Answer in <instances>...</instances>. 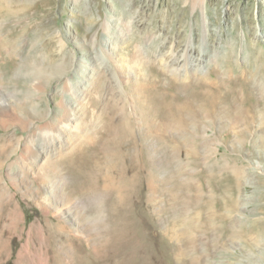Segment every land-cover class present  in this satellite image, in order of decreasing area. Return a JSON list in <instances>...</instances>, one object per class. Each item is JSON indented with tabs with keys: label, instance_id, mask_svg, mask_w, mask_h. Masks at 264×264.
I'll use <instances>...</instances> for the list:
<instances>
[{
	"label": "rangeland",
	"instance_id": "rangeland-1",
	"mask_svg": "<svg viewBox=\"0 0 264 264\" xmlns=\"http://www.w3.org/2000/svg\"><path fill=\"white\" fill-rule=\"evenodd\" d=\"M178 2L171 6L168 0H0V88L9 94L14 105L7 114L9 118L14 116L12 123L8 127L0 126V145L6 150L0 154L4 161L0 168L2 179L6 180L10 172L21 167L14 147L26 135L24 118H30L29 113L35 114L36 118L31 116V119L36 125L50 118L57 109L62 82L74 73L80 59L88 63L86 68L81 65L82 72L91 75L88 85L93 93L89 98L98 102H107L110 98L102 88L105 84L113 85L114 94L120 100L126 92L136 98L137 82L142 78L131 66L132 72L127 75L119 62L121 56L129 55L133 46L140 43L150 56L144 61L146 80L142 82L157 80L166 90L177 89L175 93L179 96L185 93L179 86L188 80L182 81L164 72L163 63L172 47L175 58L167 59L169 65L179 68L188 65L189 61L185 63L181 56L187 41L196 47L191 51L190 60L198 67L196 81L206 83V90L216 89L223 78L236 75L240 69L254 75L253 86L260 81L264 83V0H204L194 8ZM61 60L66 62L64 67L57 63ZM124 74L129 78L122 77ZM84 80L78 79V85ZM252 93L253 97L259 94L257 90ZM253 122L259 128L255 135L239 123L229 125L218 121L203 127L194 141L206 138L201 151L208 150L210 154H199L197 159L183 155L178 159L156 158L157 166L162 161L159 184L156 182L157 188L160 187L155 191L159 196L156 210L144 195L141 207H134L131 212L142 231L140 244H145L150 256L159 257L161 264H264V213H258L259 208H264V200L258 197L261 193L264 199V142L257 137L264 127V115L257 114ZM134 127L136 138L141 139L142 130L135 122ZM187 133L171 130L166 138L180 141ZM73 146H76L74 142L60 148L56 161L62 154L74 153ZM216 147L219 150L215 152ZM141 162L147 166L152 164L147 157ZM231 165L241 167L244 176L234 196L237 203L230 213L231 220L226 221L220 213L215 216L212 212L225 197L221 190L223 175L229 174ZM16 176L18 185L8 190L17 195L20 221L30 227L36 215L55 218L51 210L47 213L37 204L41 189L34 177L29 174L23 179L20 171ZM259 183L263 190L257 187ZM173 191L178 202L186 205L192 218L191 228L173 221L172 212L167 209L169 193ZM257 229L258 234L254 231ZM81 241L88 253L101 245L95 239L90 242L81 237ZM5 242L0 238V264H27L21 251L9 256L11 243ZM159 250L164 253L162 257L158 256Z\"/></svg>",
	"mask_w": 264,
	"mask_h": 264
},
{
	"label": "bare ground",
	"instance_id": "bare-ground-1",
	"mask_svg": "<svg viewBox=\"0 0 264 264\" xmlns=\"http://www.w3.org/2000/svg\"><path fill=\"white\" fill-rule=\"evenodd\" d=\"M178 1L194 8L204 0H168L171 6ZM195 48L190 41L184 43L181 56L189 64L182 65L183 68L169 65L167 59L175 58L172 47L163 63L164 72L168 71L182 81L188 80L185 85L179 86L185 91L182 96L175 93L177 89H164L157 80L142 82L146 80L142 69L144 61L150 56L140 43L133 46L129 55L121 56L119 62L120 69L127 70V75L132 72L131 66L142 78L141 82H137L135 99L126 92L125 98L120 100L114 94L112 84L102 87L110 95L107 102L89 98V94L93 93L91 85H88L91 75L86 76L82 72L88 63L80 59L74 73L62 82L61 97L50 118L38 125L31 119V116L36 118L35 114L29 113L30 118H24L23 130L26 135L23 142L14 147L18 153L17 163L21 167L10 172L6 180L0 175V238L6 242L10 240L9 256L21 251L27 264H161L159 257L150 256L145 244H140L139 233L142 231L131 212L134 207H141L144 195L150 206H154V209L157 207L156 199L159 196L155 195V191L160 188H157L156 182L159 184L158 170L162 161L157 166L156 158L178 159L183 155L188 159H197L199 154H210L208 150L201 151L206 138L194 141L198 140L196 137L203 127L212 126L218 121L228 122L229 125L239 123L255 135L259 128H255L253 121L257 114L264 115L262 81L253 86L254 75L240 69L236 75L223 78L219 87L208 91L206 83L196 81L198 67L194 65L196 62L192 64L193 59L190 60L191 51ZM57 63L64 67L66 62L61 60ZM82 77L85 80L78 85L77 81ZM122 77L129 78L125 74ZM33 86L37 88L36 82H33ZM254 90L259 92L257 97H253ZM259 106L261 111L257 109ZM13 107L9 94L0 88V126L8 127L12 123L14 116L9 118L7 114ZM134 122L142 130L141 139L135 136ZM171 130L189 133L186 138L175 141L166 138V133ZM260 133L257 137L263 138L261 142H264V127H261ZM73 142L76 144L72 147H76L74 153L62 154L60 160L56 161L60 148ZM218 150L216 147L215 152ZM5 152L0 145V154ZM144 157L149 158L150 166L142 164ZM3 162L0 159V168ZM228 169L229 174L223 175L224 184L221 187L225 192L224 201L220 200L216 211L212 212L215 216L220 213L226 221L231 220L230 213L237 203L234 196L244 176V170L239 166L231 165ZM18 171L23 179H27L29 174L34 177L41 189L37 204L47 213L51 210L55 217H51L53 220L39 214L34 217L35 221L30 227L25 226L23 220L20 221L17 195H12L8 190L18 185ZM262 184L259 183L257 187L263 190ZM26 188L29 189V186L26 185ZM258 197L264 200L261 193ZM168 199L167 209L171 210L173 221L182 222L186 229L191 228L192 218L188 216L186 205L178 202L174 191L169 193ZM259 211L264 213V208H259ZM254 231L257 233L260 230ZM81 237L90 242L95 239L101 245L97 250L95 248V252L88 253L83 250ZM162 254L159 250L158 256L162 257Z\"/></svg>",
	"mask_w": 264,
	"mask_h": 264
}]
</instances>
